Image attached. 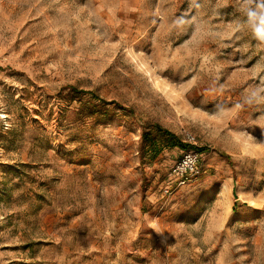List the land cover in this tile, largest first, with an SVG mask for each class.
Wrapping results in <instances>:
<instances>
[{
  "label": "rangeland",
  "instance_id": "374dc122",
  "mask_svg": "<svg viewBox=\"0 0 264 264\" xmlns=\"http://www.w3.org/2000/svg\"><path fill=\"white\" fill-rule=\"evenodd\" d=\"M262 5L0 0V264H264Z\"/></svg>",
  "mask_w": 264,
  "mask_h": 264
},
{
  "label": "built area",
  "instance_id": "2783aa9c",
  "mask_svg": "<svg viewBox=\"0 0 264 264\" xmlns=\"http://www.w3.org/2000/svg\"><path fill=\"white\" fill-rule=\"evenodd\" d=\"M175 169L181 175L187 174L188 172L191 174L190 176H186V179L183 181L193 179V176H199L202 170L200 168V155L198 151L191 149L185 151Z\"/></svg>",
  "mask_w": 264,
  "mask_h": 264
},
{
  "label": "clouds",
  "instance_id": "9594fccd",
  "mask_svg": "<svg viewBox=\"0 0 264 264\" xmlns=\"http://www.w3.org/2000/svg\"><path fill=\"white\" fill-rule=\"evenodd\" d=\"M262 7H264V5H262ZM249 18L256 38L264 41V13H257L253 11L249 14Z\"/></svg>",
  "mask_w": 264,
  "mask_h": 264
},
{
  "label": "trees",
  "instance_id": "16d2710c",
  "mask_svg": "<svg viewBox=\"0 0 264 264\" xmlns=\"http://www.w3.org/2000/svg\"><path fill=\"white\" fill-rule=\"evenodd\" d=\"M76 92H81V93H85V94H89V93H91V91H89V90H84V89H82V90H76ZM166 135H167V139H166V141L168 142V143H170V144H175V143H179V144H182L183 146H186V145H188V144H185V143H182V142H180V139L174 134V133H171V132H169V131H166Z\"/></svg>",
  "mask_w": 264,
  "mask_h": 264
}]
</instances>
